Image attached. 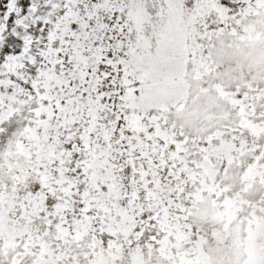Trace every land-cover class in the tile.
<instances>
[{"label": "snow or ice", "instance_id": "6c2138e0", "mask_svg": "<svg viewBox=\"0 0 264 264\" xmlns=\"http://www.w3.org/2000/svg\"><path fill=\"white\" fill-rule=\"evenodd\" d=\"M0 264H264V0H0Z\"/></svg>", "mask_w": 264, "mask_h": 264}]
</instances>
